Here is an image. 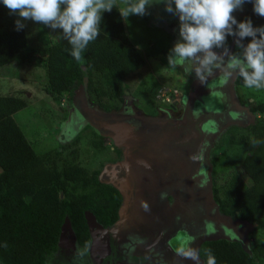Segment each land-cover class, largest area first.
Returning a JSON list of instances; mask_svg holds the SVG:
<instances>
[{
    "label": "trees",
    "instance_id": "trees-1",
    "mask_svg": "<svg viewBox=\"0 0 264 264\" xmlns=\"http://www.w3.org/2000/svg\"><path fill=\"white\" fill-rule=\"evenodd\" d=\"M243 7L244 16L238 21L250 19L254 27L264 26V17L255 14L251 2ZM16 19L0 0V67L31 63L44 69L47 80L43 88L54 99L62 94L72 97L75 89L85 84L86 75L97 72L107 83L90 88L108 100L122 101L124 80L144 64L117 8L103 14L100 35L82 53L83 62L70 55L71 45L65 39L46 38L33 44L26 26L17 30ZM236 81L244 85L239 76ZM246 102L260 115L247 126V133L234 135L231 143L248 145L235 172L245 174L250 183L241 185L237 177V185L234 177L227 185L214 183L213 192L223 213L246 221L255 232L264 227V101ZM24 106L23 98L0 94L1 264H44L57 249L61 227L68 220L83 238L85 211L108 223L118 208L114 188L102 184L97 172L90 174L58 150L34 151L13 118V113ZM94 144L100 148L101 142ZM199 252L205 264L209 253L216 264H259L257 259L264 257V241H251L245 249L238 241L219 238L203 242Z\"/></svg>",
    "mask_w": 264,
    "mask_h": 264
},
{
    "label": "flooded vegetation",
    "instance_id": "flooded-vegetation-1",
    "mask_svg": "<svg viewBox=\"0 0 264 264\" xmlns=\"http://www.w3.org/2000/svg\"><path fill=\"white\" fill-rule=\"evenodd\" d=\"M238 51L240 49L235 52ZM217 76H209L205 84L199 82L189 102L184 104L181 99L175 100V105L171 103L166 112L142 114L131 104L127 105L124 96L122 111L113 118H105L109 122L129 121L130 124H122L121 128H130L127 133L122 131V143L110 136L113 140L109 146L112 148L110 156L114 161L121 160L123 170L111 169L112 164L108 163L107 170L111 174H107L104 180L105 185L114 188L116 198H119L118 208L108 223L96 225L90 221L92 238L88 244L93 247V243L102 251L101 257L96 255L99 261L92 257L91 264H183L178 262V254L167 249L168 242L176 251L187 246L190 251L193 242L201 238L200 245L215 235L228 239L221 235L233 236V228L240 234L242 242L231 240L248 248L249 241L244 237L252 232L253 227L220 210L213 192L215 176L209 157L214 139L219 134L234 124L247 125L251 117L229 94L231 78ZM184 91H181V97ZM72 97L81 111L76 108L79 120L74 124L82 125L81 120L86 117L88 120L91 113L84 106L82 96L77 99L76 89ZM126 144L128 147L123 146ZM122 179L127 182L120 189L107 182ZM170 210L174 211L169 214ZM59 245L57 243L55 251L59 249V253L64 254L74 246L73 241L60 248ZM191 251L199 259L186 256L185 264H205L199 248L197 252Z\"/></svg>",
    "mask_w": 264,
    "mask_h": 264
},
{
    "label": "rangeland",
    "instance_id": "rangeland-1",
    "mask_svg": "<svg viewBox=\"0 0 264 264\" xmlns=\"http://www.w3.org/2000/svg\"><path fill=\"white\" fill-rule=\"evenodd\" d=\"M120 4L121 0H117V5L119 6ZM147 11L148 14L144 16L130 15L127 22L122 19L129 40L144 58L143 66L124 80L126 90L124 96L127 99V105L131 104L132 108L142 114L166 112L171 103L175 105V100L178 99H181L184 104L189 102L195 95L196 85L200 82L194 73L190 75L182 67L171 69L167 66L169 50L179 39V17L168 13L163 3H154L148 7ZM234 15L237 19L243 17L244 7L236 10ZM24 24L33 44L39 41L42 42L46 38H49V40L50 38L63 40L62 33L59 30L53 31L30 20L24 21ZM235 40L236 37L233 36L227 38L226 46L231 52L238 50ZM249 41L248 38H245L243 43L246 45ZM216 51L220 52L222 49H216ZM216 74L231 78L228 92L238 105L245 107L251 119L246 123L247 125H231L230 129L222 132L214 139L209 157L212 173L215 176V183L227 185L234 177H239L241 180L240 184L247 185L250 183V178L245 174H242V176L240 174L239 176L236 175L235 166L247 152L248 145L232 144L231 138L234 135L247 133V126L257 120L260 115L259 112L252 111L246 100L263 102L264 89H248L244 85L238 84L236 81L238 75L229 76L220 70H216L211 76ZM46 80L44 69L35 67L31 63L25 66L9 63L0 67V94L14 95L26 101V106L13 113V118L31 142L34 151L43 153L48 150H58L63 157L87 168L90 174L97 172V176L108 163L114 166L120 165L122 163L121 160L117 159V161H114L110 156L112 148H109V146L113 144L112 138L109 135L98 133V128H100L101 124L107 122L106 119L113 118L115 114L121 112L124 103L117 99L108 100L107 96L102 97L101 93L98 94L90 88L91 86L106 84L105 76L92 72L91 75H86L85 84L76 89L77 99H80L81 95L84 106H87L89 113H91L88 120L86 119L87 117L81 120L83 121L82 125H80L81 123L74 124L75 120L79 118V115L76 114V108H78L79 104L75 103V98L62 94L58 99H54L43 88ZM183 90H185L184 96L181 97V91ZM170 96L174 98L171 99ZM98 120H100L99 123H97ZM95 142H101L100 148L95 147ZM123 146L128 147V144ZM125 161H127V158ZM118 169L122 171L123 167H118ZM1 171L0 168V173ZM107 174H111V172L105 173L103 178H106ZM236 180L238 185V178ZM100 182L105 184L106 181ZM107 182L115 186L113 180ZM115 182L118 183L116 180ZM151 185H153L152 182ZM153 188L155 189L156 186H153ZM116 199L119 198L117 197ZM173 211L170 210L169 214ZM232 217L236 218L235 215H232ZM90 221L96 225L102 222L94 213L86 212V234L83 238H79L70 220H68L67 224L61 227L59 233L60 242L58 239L57 243H60V248L65 243L73 241L72 250L64 254L59 253L58 249L53 252L44 264H91L89 261H91L92 257L96 262L97 260L99 261L102 251H99L100 248L98 247L95 248L93 243V247L88 244V241H91L92 238L89 231ZM202 239L194 241L193 249L191 250L196 252L198 248L200 250ZM218 239L215 235L210 239L206 238V241ZM244 239L249 242L264 241V227L245 235ZM187 248L188 246L180 251L171 250L173 253L178 254V262L185 264V257L187 256L185 253L191 251ZM202 260L204 261L203 258ZM257 262L264 264V257L257 259Z\"/></svg>",
    "mask_w": 264,
    "mask_h": 264
},
{
    "label": "clouds",
    "instance_id": "clouds-1",
    "mask_svg": "<svg viewBox=\"0 0 264 264\" xmlns=\"http://www.w3.org/2000/svg\"><path fill=\"white\" fill-rule=\"evenodd\" d=\"M246 2L253 4L255 14L264 17V0H121L119 6L117 0H2L9 13L17 17V30L29 20L59 30L77 62H83L82 53L100 35L105 12L116 7L127 22L130 15H147L150 5L163 3L180 22L179 39L169 50L167 66L194 73L202 84L220 70L229 76L238 75L246 88L260 90L264 89V26L254 27L250 19L237 20L234 12ZM229 36L236 37L240 51L231 52L226 46ZM245 38H251L246 45ZM185 255L199 259L195 252ZM206 264H216L210 253Z\"/></svg>",
    "mask_w": 264,
    "mask_h": 264
},
{
    "label": "water",
    "instance_id": "water-1",
    "mask_svg": "<svg viewBox=\"0 0 264 264\" xmlns=\"http://www.w3.org/2000/svg\"><path fill=\"white\" fill-rule=\"evenodd\" d=\"M122 124L128 125V123H125V121H116V122H114V121H111V122L107 121V122H104L103 124H101V127L104 128V131L101 128H98V133H100L101 135H103V134L104 135H109L112 138H114L117 143H122V142H120L121 141V137H123V135H121L122 134V131H124L125 133H127V129L130 128V127H128V128L127 127H122L121 128V125ZM118 167H120V165H116V166L111 165L109 168H111V169H117ZM107 169H108V167L105 166L104 170L99 175V181H105L104 178H103V175L108 172L109 169L108 170ZM126 182H127V179H122V180H119L118 183L114 181V184H115V186L118 189H120L121 188V185L122 184H125ZM66 224H67V222H66ZM238 224L241 225L242 223L239 222ZM226 229L228 230V228H226ZM233 231H234L233 232L234 233L233 236L227 235V234H223L221 236L227 237L229 240L236 239V240H240L242 242V238H241L240 234L234 228H233ZM166 246L168 247V249L174 251L172 245L169 242H168V244Z\"/></svg>",
    "mask_w": 264,
    "mask_h": 264
},
{
    "label": "bare ground",
    "instance_id": "bare-ground-1",
    "mask_svg": "<svg viewBox=\"0 0 264 264\" xmlns=\"http://www.w3.org/2000/svg\"><path fill=\"white\" fill-rule=\"evenodd\" d=\"M126 123L130 124V122H129V121H127Z\"/></svg>",
    "mask_w": 264,
    "mask_h": 264
}]
</instances>
